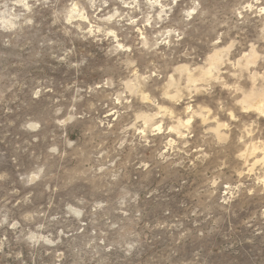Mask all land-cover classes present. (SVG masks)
<instances>
[{
    "label": "rangeland",
    "instance_id": "obj_1",
    "mask_svg": "<svg viewBox=\"0 0 264 264\" xmlns=\"http://www.w3.org/2000/svg\"><path fill=\"white\" fill-rule=\"evenodd\" d=\"M248 98L264 0H0V264H264Z\"/></svg>",
    "mask_w": 264,
    "mask_h": 264
},
{
    "label": "bare ground",
    "instance_id": "obj_2",
    "mask_svg": "<svg viewBox=\"0 0 264 264\" xmlns=\"http://www.w3.org/2000/svg\"><path fill=\"white\" fill-rule=\"evenodd\" d=\"M213 61V60H212ZM261 97V96H260ZM262 100V99H261ZM261 100H258V104H250V101H251V98H248L247 99V102H248V105H250V107L256 109L257 111L261 112V113H264V103L261 102ZM254 101V100H253ZM264 101V98L263 100Z\"/></svg>",
    "mask_w": 264,
    "mask_h": 264
}]
</instances>
